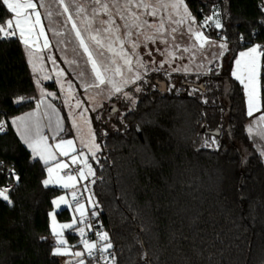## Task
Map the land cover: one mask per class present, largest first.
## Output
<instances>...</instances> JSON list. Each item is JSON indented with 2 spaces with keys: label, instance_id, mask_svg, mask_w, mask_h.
<instances>
[{
  "label": "trees",
  "instance_id": "1",
  "mask_svg": "<svg viewBox=\"0 0 264 264\" xmlns=\"http://www.w3.org/2000/svg\"><path fill=\"white\" fill-rule=\"evenodd\" d=\"M186 2L199 21L225 7L217 32L227 39H251L257 31L253 41L236 44L224 72L229 108L210 93L205 104L202 94L170 90L156 77L143 87L133 110L113 122L115 128L104 125L101 133L93 116L101 145L95 156L104 165L91 157L98 202L93 210L111 240L116 264H264V164L257 151L247 158L241 148L248 145L247 106L242 85L231 75L238 52L264 40V0ZM9 17L0 7V24ZM36 96L19 37L0 34V120L4 117L8 126L0 133V186L13 184L11 203L0 197V264H61L53 254L50 212L62 189L42 183L46 165L32 156L10 123L34 105ZM209 135L220 140L218 148L202 146ZM66 237L81 245L76 234L68 231Z\"/></svg>",
  "mask_w": 264,
  "mask_h": 264
},
{
  "label": "rangeland",
  "instance_id": "2",
  "mask_svg": "<svg viewBox=\"0 0 264 264\" xmlns=\"http://www.w3.org/2000/svg\"><path fill=\"white\" fill-rule=\"evenodd\" d=\"M33 2L36 3L37 6L34 10L32 19L33 21L35 20L36 12L39 13L40 18V24L36 26L37 35L41 28L44 30V35H38V38L36 39H29L27 44L21 40L20 41L23 45L27 62L32 71L37 94L38 92L39 95L42 92H48L55 99L58 106L66 113L74 134L79 137L83 144L88 143L89 148L88 146L87 148L91 152H96V155L100 150L97 151L95 147L99 142L96 130L93 126L92 117L95 116L96 120L101 124V133L103 134L105 133V130L103 129L104 125L115 128L113 122L116 119L122 118L129 109H132L135 106L124 97L123 92H132V96L137 102L140 92H134V88H143L147 83L142 84L141 81H136L134 84L129 83L123 86L122 93H116L111 84H108L107 86L100 85L99 88L88 87L86 79L82 78L80 73L83 71L87 78H92L94 75L91 72L92 66L88 62L87 54L84 53L83 48L79 45V40L76 37V32L73 30L72 25L73 23L76 24L85 43L88 44L90 51L94 53L93 58L96 59L95 46L93 42L88 39L89 32L85 31V28L88 27L89 23L95 28L99 24L100 19L105 18V14L102 10L97 11L96 19L94 20V5L91 3V0H63V4H61L59 0H33ZM78 4L80 6L79 9L77 8ZM185 4L188 12L191 13V16L195 17L196 23L192 24V27L201 31L205 37H209L211 40L217 41L218 43L221 42L222 35L217 32L218 29L215 27L214 23L217 17H213L212 27L206 26L201 28L199 27L201 21H199L192 13L186 0ZM65 7L68 8L67 12L64 10ZM170 11V9L163 10L165 18L168 17ZM216 12L219 14V20L221 22V14L226 13V8L223 7L220 10L217 9ZM182 14L183 8H181L178 13H172L175 19L178 20L182 18ZM69 16L72 17L71 20L68 19ZM9 18H13V14L10 13ZM188 23L189 19L185 17L182 27L186 29ZM13 27H15L14 20ZM92 34L95 33L93 32ZM17 36L19 37L18 30ZM45 39L48 40L49 46L47 48L44 47ZM233 40L230 39V41L226 42L228 50L225 51L223 56H216L215 54L220 51L218 43L216 45L205 43L204 48L201 49L200 41H197L195 37H192L191 39L186 37L185 44H182L181 47L183 48L186 45L190 47L191 51L188 53H183L182 51L176 52L177 56L183 55V60H175L171 65L165 64L164 68L160 71H146L143 74V79L148 82H153L156 77H159L161 80H166L168 82V89L170 90L173 89L171 88V84L173 83L176 85L177 91L187 89L189 93L193 89H199V91L194 94H202L203 99H205V96L210 93L217 97L219 104H225V106L229 108L231 103L229 99L230 83L227 78L223 77V75L230 66L234 56L237 42H233ZM193 45H195V47H192ZM114 47L118 50L119 46L114 45ZM126 47H130V45H126ZM148 47L151 48L153 45L149 43ZM160 47L163 48L164 45H160ZM248 48L242 49L241 51H247ZM144 51L145 49L143 47L137 49V52L139 53H143ZM105 53L108 56L112 55V53L107 52L106 49ZM238 54L235 58L238 57ZM48 57H51V59H48ZM142 58L143 60L149 59L146 56ZM262 58L263 57L260 56L257 57V104L259 105V110L254 109L252 116L247 114V118L244 121V129L247 135L248 145L244 147L243 144H241V148L247 158L254 152V150L257 151L264 164V155L261 154L264 153V120H260V117L264 116L260 110V79L261 74L263 73ZM156 59L161 60L164 59V57L157 54ZM120 63H122V61H120ZM133 64H135V58H133ZM182 65H187V71H184L182 67L180 71H171L172 68ZM97 66L100 67L99 61ZM152 67H155V65ZM231 67L233 71L235 69L234 61ZM165 69L171 72V75H168L165 72ZM209 69L212 71H209ZM101 72H104L103 68H101ZM128 75L129 73L127 70L122 69L121 75H115L113 71H109L104 74V78L106 81L108 78H111L117 85H122L123 80ZM132 75L134 78L135 68H133ZM187 82L196 84L202 83L205 89L197 86L186 87ZM49 85H54V87ZM241 85L247 106V95L244 85ZM215 96L213 97L215 98ZM114 107H116V109H113ZM205 140L210 141V146L206 148L216 149L220 144V140L214 135L204 136L203 140H201L202 145ZM211 141H215L216 143L212 144ZM82 161L87 170L86 176L87 178L88 176L90 178L86 182L87 197L89 205L93 209L96 200L92 192L91 181H93V176L88 175V165L90 164L93 170L94 167L91 161L86 159L85 152L83 153ZM54 240L56 244L54 252L59 250V253H61L56 254L60 258L61 264H78V262L82 260V256H75L76 252L83 253L85 245L82 242L81 246H78L76 244L68 243L65 238L54 237Z\"/></svg>",
  "mask_w": 264,
  "mask_h": 264
},
{
  "label": "snow or ice",
  "instance_id": "3",
  "mask_svg": "<svg viewBox=\"0 0 264 264\" xmlns=\"http://www.w3.org/2000/svg\"><path fill=\"white\" fill-rule=\"evenodd\" d=\"M63 4V0H59ZM93 7V19H96L97 11L102 10L105 14V18L100 19L99 24L93 28L92 24L89 23L88 27L85 28V31L89 32L88 39L93 42L95 46V56L94 53L90 51L88 44L85 43V40L81 36L80 30L77 28L76 24L73 23L72 28L76 32V37L79 40V45L83 48L84 53L87 54L88 62L91 64V72L94 74L92 78H87L86 74L82 71L80 73L82 78L86 79L88 87H97L100 85L107 86L108 84L112 85V88L116 93L123 92V86L129 83H135L136 81H141L142 84L148 83V81L143 79V74L146 71H160L164 68L165 64L171 65L175 60H183V55L177 56V51H182L183 53H188L191 51L190 47L184 46L185 38L191 39L195 37L197 41H200V48L203 49L205 43L216 45L218 42L211 40L209 37H205L204 34L198 29H194L192 24L196 23L195 17L191 16V13L188 12L185 0H91ZM36 3L33 0H0V7H4L6 12L13 14V18L7 19L3 24H0V34H2L3 39H12L17 36V30L19 33V39L25 44L28 43L29 39H36L38 35H44V30L41 28L37 35L36 26L40 24L39 13H35V20L33 21V13L36 9ZM98 6V7H97ZM79 4L77 8L79 9ZM183 8V14L181 19H175L172 13H178L180 9ZM164 9H170L169 15L165 18L163 14ZM31 10V11H30ZM65 12L68 11V8L65 7ZM189 19L187 28H183L184 18ZM213 17H217L214 21L215 27L217 29L223 28L219 20V14L216 11H213L211 16H207L200 22L199 27L203 28L210 26V23L213 22ZM69 20L72 19L71 16L68 17ZM13 20L15 22V27H13ZM95 34H92V33ZM150 33V34H149ZM143 38V39H141ZM225 36H221V42L218 43L220 49L219 53L215 54L216 56H223L225 51L228 50V45ZM243 40V37H240ZM152 44L153 47L149 48L148 45ZM114 45H118L117 48ZM130 45V47H126ZM160 45H164L163 48ZM48 40L45 39L44 47L47 48ZM143 47L145 51L143 53L137 52V49ZM192 47H195L193 45ZM111 52L112 55L108 56L105 53ZM259 50V51H258ZM164 57V59L157 60L156 55ZM31 55V54H30ZM148 57V60H143L142 57ZM264 57V45H253L249 47L247 51H241L238 54V57L234 58L235 69L231 72V75L235 77L241 84L244 85V89L247 95V114L249 116L253 115V110H259V105L257 104V71H258V61L257 57ZM133 58H135V64H133ZM51 59V57H48ZM191 59V57H190ZM99 61L100 67L97 66ZM122 61V63H120ZM31 62V61H29ZM155 65V67H152ZM181 67L184 71H187V65H182L179 67L172 68L171 71L176 72L180 71ZM101 68L104 69V72H101ZM133 68H135V75L133 78ZM122 69H126L129 73L128 76L123 80L122 85H117L113 79L108 78L107 81L104 78V74L113 71L115 75H121ZM209 71H212L209 69ZM165 72L168 75H171L167 69ZM176 85L171 84V88H175ZM134 92H142V87H135ZM199 89H193L189 92V95L198 92ZM124 97L132 104L135 105L136 101L132 96V92H123ZM203 103H208L207 99L203 100ZM133 109H129L131 111ZM260 120H264V116L260 117ZM3 129V124H0V130ZM139 131V127L137 128ZM32 139L39 144L41 140L47 139L42 137L39 134V130ZM25 143L29 144V147H32V144L25 139ZM212 144L216 143L211 141ZM60 144H66L71 146L73 144L72 140H61ZM60 144H57L56 147L59 148ZM203 147H209L210 141L205 140ZM46 147H51L46 146ZM96 150L101 149V145H95ZM75 151V149H73ZM33 152L36 153L37 149L33 148ZM264 155V153H261ZM60 155L68 156L67 151H61ZM83 155V153H79ZM93 159L96 163L103 168L104 165L100 164L99 158L95 156V153L92 154ZM43 160V156L39 157ZM72 161L75 162L77 157L73 156ZM107 159V158H105ZM45 165L48 164L47 160H44ZM61 165L65 168L68 167V164H65L63 161H58L55 167L59 168ZM89 173L88 175L95 176V170L92 169L91 165H88ZM3 168V163L0 162V169ZM52 168H48V172H52ZM14 174V173H13ZM80 178L86 179L87 176L84 174L83 170L80 172ZM69 179H74L72 176H68ZM19 180V177H16ZM100 179V177H97ZM93 180L91 183H95ZM42 183L47 186L49 181L45 179ZM68 185H64L67 187ZM9 189L4 188L0 190V197H3L5 201L9 200V196L6 194ZM73 198L76 199L75 193H73ZM63 200V197L59 198ZM55 204L56 201H53ZM93 207H98V202H96ZM83 206L79 204L77 200L76 210L81 212V217H83L82 212ZM131 210V206H129ZM97 211H92L91 216H98ZM83 222V220H82ZM64 228L72 227L71 224L63 225ZM89 228L93 226L88 225ZM83 233V229H80ZM94 235L99 237L100 241H105L106 244L98 248L99 253L102 255L107 249L113 247L111 240L108 237V233L101 232L99 230L95 231ZM83 244L87 249V255L98 259L95 256L92 249L97 247L95 243H90L87 239H84ZM63 243V242H61ZM59 253V250L53 253ZM82 252H76L75 256H82ZM146 255V254H145ZM109 256L115 260V252H110ZM143 258V257H142ZM78 264H84V260H80Z\"/></svg>",
  "mask_w": 264,
  "mask_h": 264
},
{
  "label": "crops",
  "instance_id": "4",
  "mask_svg": "<svg viewBox=\"0 0 264 264\" xmlns=\"http://www.w3.org/2000/svg\"><path fill=\"white\" fill-rule=\"evenodd\" d=\"M66 117V113L58 106L55 99L48 92H42L40 95L38 92L37 96L34 98V105L12 117L10 123L32 156L39 159L44 165V160L48 161L45 178L49 181L48 184L62 189L52 200L53 208L50 212V226L53 236L55 238H65L67 240L66 233L69 231L76 234L79 237L78 242L81 243L89 229L85 218L88 210L92 208L89 205L88 197L86 202L79 203L83 206V217H81V212L76 210L77 203H72V197L73 193H76L81 186L84 188L87 196L86 182L90 178L88 176L86 179H81L80 173L78 175H66L64 174L65 167L61 165V167L57 168L55 165L58 161H63L65 164L73 162L71 158L76 156V162L81 164L82 170L86 175L87 170L82 161L83 155H79V153L85 152L86 159L91 161L92 154L96 152H91L88 149V143L83 144L80 141L79 137L74 134L72 126L70 122L66 120ZM37 130H39L40 136L47 138L41 140L39 144L32 139V137L36 135ZM25 139L32 144V147H29V144L25 143ZM61 140H72L73 144L71 146L60 144ZM57 144H60L59 148L56 147ZM49 145L51 147H46ZM33 148L37 149L36 153L33 152ZM73 149H75V151H73ZM61 151H67L68 156L60 155ZM40 156H43L44 159L41 160L39 158ZM49 167L53 169L51 173L48 172ZM68 176H72L74 179H69ZM64 185L68 186L64 187ZM60 197L64 199L60 200ZM53 201H56V203L54 204ZM63 210H67L68 214L61 219L58 213ZM65 224H71L72 227L64 228L63 225ZM80 229L84 230L83 233H81ZM81 259L84 260L83 255Z\"/></svg>",
  "mask_w": 264,
  "mask_h": 264
},
{
  "label": "built area",
  "instance_id": "5",
  "mask_svg": "<svg viewBox=\"0 0 264 264\" xmlns=\"http://www.w3.org/2000/svg\"><path fill=\"white\" fill-rule=\"evenodd\" d=\"M261 8L264 10V5L261 6ZM204 20V19H203ZM256 30H252V38L255 37L256 35ZM242 37V36H241ZM247 39L243 37V40L240 39H232L233 42H237L241 45H244L248 42L253 41V39ZM230 41V39H226L225 42ZM255 44L257 45H264V40L257 41ZM0 124H3V129L0 130V133L6 132L8 130L7 122L4 117L1 118ZM82 170V166L78 162H70L68 163V167L64 169V174H73V175H78L80 171ZM17 182V181H16ZM7 188L9 191L6 193L7 195L9 192L13 189V184H8L4 186H0V190ZM76 199L72 197V203L76 204L77 200L79 203L81 202H86L87 201V196L85 193L84 188L81 186V188L75 193ZM94 211L93 209H89L86 215V223L89 225L91 224L93 227L88 229V232L84 236V239H87L90 243H95L97 247H94L92 249L93 253L95 254L98 259H94L93 257H90L87 255V249L85 248L83 251V256H84V264H116V255H115V260L111 256H109V253L112 252L110 249H107L102 255L99 253L98 248L101 246H104L106 244L105 241H100L99 237H96L94 235L95 231L99 230L101 232H104L103 225L101 220L99 219L98 216H91V212Z\"/></svg>",
  "mask_w": 264,
  "mask_h": 264
},
{
  "label": "water",
  "instance_id": "6",
  "mask_svg": "<svg viewBox=\"0 0 264 264\" xmlns=\"http://www.w3.org/2000/svg\"><path fill=\"white\" fill-rule=\"evenodd\" d=\"M191 84L194 86L200 87L202 89H205L202 83L201 84H196V83H191V82L188 83V85H191ZM162 86L165 87V83H162ZM113 109H116V107H114ZM203 131H206V127H204ZM215 132L218 133L219 131L216 130Z\"/></svg>",
  "mask_w": 264,
  "mask_h": 264
}]
</instances>
